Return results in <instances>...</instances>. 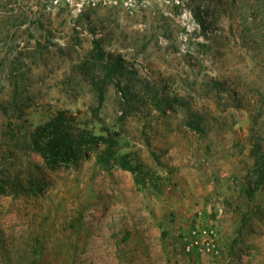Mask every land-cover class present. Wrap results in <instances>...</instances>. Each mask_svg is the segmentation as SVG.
<instances>
[{
  "label": "rangeland",
  "instance_id": "1",
  "mask_svg": "<svg viewBox=\"0 0 264 264\" xmlns=\"http://www.w3.org/2000/svg\"><path fill=\"white\" fill-rule=\"evenodd\" d=\"M145 2L0 0V264H264V0Z\"/></svg>",
  "mask_w": 264,
  "mask_h": 264
},
{
  "label": "trees",
  "instance_id": "2",
  "mask_svg": "<svg viewBox=\"0 0 264 264\" xmlns=\"http://www.w3.org/2000/svg\"><path fill=\"white\" fill-rule=\"evenodd\" d=\"M94 52L95 56L98 59L104 60L106 58L110 59L112 58V55L106 54L98 45V42L94 41ZM53 127H50V126ZM38 135L34 137V145L37 150L46 153L47 149L43 148L41 145V141L43 142L44 136L48 137V148H51L52 150H56L55 154L57 157H63L65 158L67 155V158H71L74 156V147H73V135L70 132H63V129L60 128V125L55 122L49 123L47 126H40L37 130ZM47 132V134H46ZM100 139L105 140V145L103 148L97 153V161L102 162H110L118 159V147L119 143L117 140L113 138H104V136H100L98 134H95L92 131H86V135H84L81 140L85 141L89 146L91 144H96L99 142ZM72 141V142H71ZM63 151H65V154H60ZM255 162L259 165V168L261 169V173L258 176L256 182L262 183V180H264V152H260V150H255ZM121 165L124 168L127 169H133L131 164L128 161H122L120 162Z\"/></svg>",
  "mask_w": 264,
  "mask_h": 264
},
{
  "label": "built area",
  "instance_id": "3",
  "mask_svg": "<svg viewBox=\"0 0 264 264\" xmlns=\"http://www.w3.org/2000/svg\"><path fill=\"white\" fill-rule=\"evenodd\" d=\"M72 1V0H67ZM77 5L83 6L85 4L99 5V4H119L129 9L135 10L137 8L147 6L146 0H73ZM170 3L172 0H164ZM179 1V0H177Z\"/></svg>",
  "mask_w": 264,
  "mask_h": 264
}]
</instances>
